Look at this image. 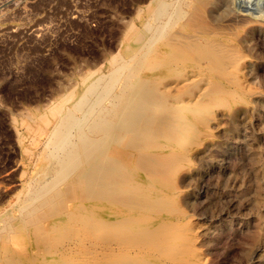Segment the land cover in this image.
Instances as JSON below:
<instances>
[{
    "label": "rangeland",
    "instance_id": "374dc122",
    "mask_svg": "<svg viewBox=\"0 0 264 264\" xmlns=\"http://www.w3.org/2000/svg\"><path fill=\"white\" fill-rule=\"evenodd\" d=\"M149 1L0 0V211L16 206L36 172L35 155L24 151L37 152L44 141L27 134L32 112L87 72L107 73ZM167 1L168 15L143 13L151 44L127 62L115 86L118 92L130 75L131 90L165 102L135 109L132 98L126 131L100 156L127 145L135 114L151 115L148 141L159 128L162 135L144 156L168 145L177 156L148 188L154 197L161 189L163 202L117 215L111 191L101 188L102 203L70 201L16 239H0V264H264V0ZM130 160L114 179L140 180L144 159Z\"/></svg>",
    "mask_w": 264,
    "mask_h": 264
},
{
    "label": "bare ground",
    "instance_id": "6f19581e",
    "mask_svg": "<svg viewBox=\"0 0 264 264\" xmlns=\"http://www.w3.org/2000/svg\"><path fill=\"white\" fill-rule=\"evenodd\" d=\"M170 5L171 3L167 0H150L144 8L139 9L138 16L141 19V26H137V23L129 25L122 39L120 51L109 59L111 67L107 73H101L98 69L87 72L80 80H77L70 91H64L65 93L47 108L34 111L31 115L26 114L28 117L30 115L26 131L31 141L35 143L42 136H44V141L41 147L37 148L40 149L37 152L36 148L34 150L24 146V151L36 157L37 167L33 168L36 172L31 173L24 182L21 189L22 195H19L16 204L14 203L16 206L10 210L0 211V220L4 223L0 227V239H16L31 227H36L44 221L49 214L62 209L70 201L85 199L94 204L97 200L102 203V199L98 198V190L101 188H108L111 191L108 200L120 208L114 211L117 215L123 214L122 209L126 207L130 210V208H139L150 202L158 203L156 205L163 202L159 196L161 189L155 191L158 197H154L151 193V195L147 194L148 188L158 182L161 176L170 172L177 156L174 148L172 149L169 145L163 147L166 151L161 148L162 150L158 152L147 153L144 156L143 153L150 146V142H155L162 135L159 128L148 141L144 126L152 121L151 115L143 117L134 113L136 124L127 145L117 147L110 158L100 156L112 146L115 139L126 131L122 121L129 115V101L132 98H138L135 109H155L165 102L162 95H148L147 93L141 95V88V93L138 89L131 90L130 75L123 78L125 83L118 92L115 91V86L118 81L117 76L122 70L124 71L127 62L137 58L141 50L150 43L148 30L152 24L146 18L142 19L144 14L156 19L166 16L170 13ZM174 10H177V13L180 11L179 8H174ZM108 98L119 101V103H112L108 106L104 103ZM133 157L144 159L137 166H142L143 174L136 176L140 180L132 181L127 177L126 181L114 179L116 175H120ZM101 169L105 171V174H98ZM124 187L131 188L133 194L125 198L120 197L118 193L122 192ZM16 210L19 213H16ZM66 222L68 220L65 215L59 226L65 225ZM20 245V249L23 250V244Z\"/></svg>",
    "mask_w": 264,
    "mask_h": 264
}]
</instances>
